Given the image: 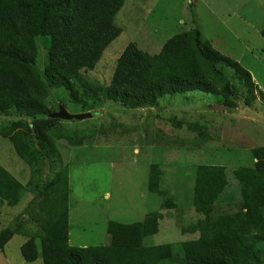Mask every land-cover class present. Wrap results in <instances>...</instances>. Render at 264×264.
I'll return each instance as SVG.
<instances>
[{
	"label": "trees",
	"instance_id": "trees-1",
	"mask_svg": "<svg viewBox=\"0 0 264 264\" xmlns=\"http://www.w3.org/2000/svg\"><path fill=\"white\" fill-rule=\"evenodd\" d=\"M124 5L125 0H0V117L18 118L7 121L6 127L0 125V136L12 142L17 156L31 170L30 181L23 185L0 166V203L18 207L25 195L33 194L30 208L36 210L40 222L35 225L36 233L28 231L31 236L21 248L24 261L263 264L264 148L252 150L251 166L233 172L241 191L236 214L215 216L216 206L229 186L227 168L196 166L193 198L187 208L194 207L203 218L192 225L178 223L183 235H198L197 240L181 245V256L174 254L171 244H145L146 238L159 233L165 216L178 218L169 212L178 211L179 205L164 189L158 164L150 167L148 190L163 198L165 216L163 211L153 212L142 222L130 225L110 221L109 244L104 246L81 248L70 244L69 167L64 165L57 143L64 140L77 147L105 129L89 126L86 133L64 129L60 124L67 121L50 117L58 111L49 102L53 92H68L71 101L81 105L91 118L107 103L138 110L158 106L165 96L194 92L222 99L226 109L236 108L234 101L242 94L246 107L255 104L258 97L264 102V92L252 74L216 51L197 27L169 39L156 55L129 44L118 60L110 85H90L84 72L94 71L106 49L121 35L115 19ZM261 36L264 40V30ZM39 38H48L49 42L43 70L38 69ZM229 68L233 70L230 75ZM188 127L199 132L194 143L202 150L198 146L211 139L208 127L200 122ZM46 167L53 172L49 180L44 178ZM17 222L18 227L22 222L27 224L22 217ZM16 229L10 227L0 233V252L5 251Z\"/></svg>",
	"mask_w": 264,
	"mask_h": 264
},
{
	"label": "rangeland",
	"instance_id": "rangeland-1",
	"mask_svg": "<svg viewBox=\"0 0 264 264\" xmlns=\"http://www.w3.org/2000/svg\"><path fill=\"white\" fill-rule=\"evenodd\" d=\"M115 24L122 30L121 35L106 49L95 70L84 72L92 86L110 85L118 60L129 44L156 55L169 39L197 27L216 51L248 70L264 92V0H125ZM47 40L38 39L41 70L47 59ZM229 70L230 75L233 70ZM56 92L49 101L52 109L86 114L81 105L71 101L68 92ZM245 98L240 95L234 101L237 107L232 109H226L222 99L200 92L165 96L158 106L138 110L107 103L92 118L62 122L64 129L83 133L91 129L89 126L105 129L77 147L64 140L57 143L63 163L69 167L70 244L81 248L104 246L109 244L110 221L130 225L142 222L153 212L163 211L165 216L163 198L148 190L153 164L161 166L163 187L179 209L169 211L178 218L165 216L159 233L146 238L147 246L171 244L174 254L181 256V245L198 239V235H183L178 226L192 225L203 218L194 207V212L187 208L193 198L197 165L227 168L229 186L216 206L215 216L239 212L241 191L233 172L251 166L252 150L264 148V102L258 97L255 104L246 107ZM17 120L15 115L2 116L0 125L6 127L7 121ZM195 122L209 129L211 139L198 146L202 150L194 143L199 132L188 127ZM0 166L23 185L30 181V168L17 156L12 142L1 136ZM52 176L48 167L44 178ZM32 199L33 194L25 195L21 205L14 208L0 203V233L10 227L18 230L5 251L0 252V264H43L41 258L27 263L21 255L22 246L31 236L28 231L36 233L35 225L40 224L36 210L30 208ZM19 217L27 224L22 222L18 227Z\"/></svg>",
	"mask_w": 264,
	"mask_h": 264
},
{
	"label": "water",
	"instance_id": "water-1",
	"mask_svg": "<svg viewBox=\"0 0 264 264\" xmlns=\"http://www.w3.org/2000/svg\"><path fill=\"white\" fill-rule=\"evenodd\" d=\"M51 118L60 119L63 121H82L88 118H91V114H84V115H71L69 114L65 108H61L58 113L51 115Z\"/></svg>",
	"mask_w": 264,
	"mask_h": 264
},
{
	"label": "clouds",
	"instance_id": "clouds-1",
	"mask_svg": "<svg viewBox=\"0 0 264 264\" xmlns=\"http://www.w3.org/2000/svg\"><path fill=\"white\" fill-rule=\"evenodd\" d=\"M58 112H59V111H58ZM58 112H57V113H58ZM55 114H56V113H55ZM87 114H88V113H87ZM53 115H54V114H53Z\"/></svg>",
	"mask_w": 264,
	"mask_h": 264
}]
</instances>
